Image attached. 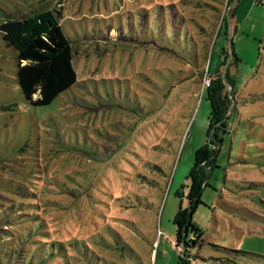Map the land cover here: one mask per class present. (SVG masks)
Listing matches in <instances>:
<instances>
[{"label": "rangeland", "instance_id": "1", "mask_svg": "<svg viewBox=\"0 0 264 264\" xmlns=\"http://www.w3.org/2000/svg\"><path fill=\"white\" fill-rule=\"evenodd\" d=\"M239 1L0 0V25L55 11L77 72L32 104L0 31V264H264V37L234 33ZM218 77L219 145L207 97ZM207 143L216 157L193 211Z\"/></svg>", "mask_w": 264, "mask_h": 264}, {"label": "trees", "instance_id": "2", "mask_svg": "<svg viewBox=\"0 0 264 264\" xmlns=\"http://www.w3.org/2000/svg\"><path fill=\"white\" fill-rule=\"evenodd\" d=\"M0 31L8 45L13 47L17 53L20 87L32 104H50L77 82L73 47L63 32L59 16L55 11L45 9L8 19L0 25ZM232 54H235L233 46ZM226 79L231 81L228 75ZM225 88L226 80L222 77L215 78L209 84L207 95L212 106L209 116V134L213 133L216 136L218 145L222 141L219 132L224 131L226 125L225 112L228 105L225 98L228 97L223 94ZM219 127L224 129L220 130ZM216 152L214 150L213 153L216 154ZM215 157L212 155L209 143L198 148L195 153V163L190 171L191 183L189 185V196L196 200L191 206L193 211L200 202L203 191L202 183L207 177V166L204 165H212ZM203 162H205L204 165ZM188 212L189 209H182L181 205L175 221L181 242L184 237L182 232L188 228L185 229L184 222ZM234 251L248 253L242 250ZM179 264H189V262L182 257Z\"/></svg>", "mask_w": 264, "mask_h": 264}, {"label": "crops", "instance_id": "3", "mask_svg": "<svg viewBox=\"0 0 264 264\" xmlns=\"http://www.w3.org/2000/svg\"><path fill=\"white\" fill-rule=\"evenodd\" d=\"M245 3H248V5H245ZM248 7V8H246ZM260 8H262V10H260V12H257V15H259L260 13L263 14L264 11V0H240L237 4L236 10H235V14H234V19L236 22V27L234 30V33H239L242 32V34H245L246 29H251L250 31L252 32H256L257 34H260L261 36L264 37V33L262 32V29H256V25H255V21H258L259 18L255 17V19H252L251 16L253 15V13H256V11H258ZM254 21V24L248 23L246 24V28H243L242 25L244 23V21H248L251 20ZM253 27H255V30H253ZM248 29V30H249ZM243 30V31H242ZM249 36V35H248ZM255 41V39H254ZM254 43V42H252ZM261 44L264 43L263 41L260 42ZM259 43V44H260ZM255 45V44H254ZM236 54V53H235ZM236 58L239 59V56L236 54ZM237 82V80H236ZM254 156H257L256 154Z\"/></svg>", "mask_w": 264, "mask_h": 264}]
</instances>
